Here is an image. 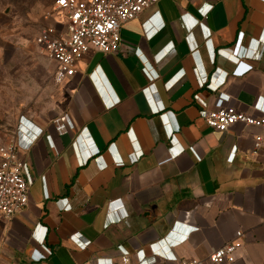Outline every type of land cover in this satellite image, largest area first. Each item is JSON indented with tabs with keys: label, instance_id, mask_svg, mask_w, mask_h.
I'll return each instance as SVG.
<instances>
[{
	"label": "crops",
	"instance_id": "crops-1",
	"mask_svg": "<svg viewBox=\"0 0 264 264\" xmlns=\"http://www.w3.org/2000/svg\"><path fill=\"white\" fill-rule=\"evenodd\" d=\"M54 71L44 105L22 116L45 135L21 155L34 183L0 222V264L207 260L238 232L236 264H264L262 132L220 133L199 115L220 93L264 114V0H162L123 26L118 52L90 51L59 86ZM37 226L51 254L40 262Z\"/></svg>",
	"mask_w": 264,
	"mask_h": 264
},
{
	"label": "built area",
	"instance_id": "built-area-1",
	"mask_svg": "<svg viewBox=\"0 0 264 264\" xmlns=\"http://www.w3.org/2000/svg\"><path fill=\"white\" fill-rule=\"evenodd\" d=\"M162 0H56L52 21L39 32L35 43L46 57L55 62L54 83L59 86L76 75V64L90 51L104 55L114 54L121 45L123 26L138 19L141 14ZM48 20V18H46ZM171 45L167 51L171 50ZM167 53V52H166ZM165 53V54H166ZM230 96L220 93L213 110L203 109L200 118L206 125L220 133L228 132L237 124L258 128L262 134L255 137V151L264 149V114L254 117L241 113L229 105ZM173 129H179L173 127ZM44 131L33 122L21 117L15 138L0 145V222H9L21 214L29 204L30 188L34 183L27 161L19 154L29 152L44 137ZM197 160L201 157L191 148ZM236 154L233 149L229 160ZM44 178V177H43ZM35 242L39 245L33 253V261L40 262L50 257L43 246L47 228L38 227ZM36 228V229H37ZM197 228H190L176 242H184ZM173 230L168 238H175ZM243 233L236 239L215 249L207 260H175L172 264H236L237 254L243 247ZM41 244H39V242ZM97 264H151L143 251L121 256L119 261L103 260Z\"/></svg>",
	"mask_w": 264,
	"mask_h": 264
},
{
	"label": "rangeland",
	"instance_id": "rangeland-1",
	"mask_svg": "<svg viewBox=\"0 0 264 264\" xmlns=\"http://www.w3.org/2000/svg\"><path fill=\"white\" fill-rule=\"evenodd\" d=\"M55 2L0 0V145L15 138L20 118L39 111L50 94L54 65L35 40L52 21Z\"/></svg>",
	"mask_w": 264,
	"mask_h": 264
}]
</instances>
